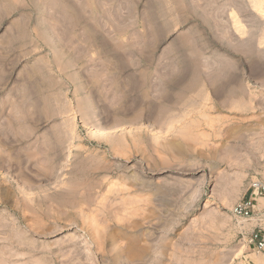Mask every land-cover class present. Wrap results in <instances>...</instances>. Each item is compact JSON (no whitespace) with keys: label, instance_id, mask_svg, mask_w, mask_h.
I'll list each match as a JSON object with an SVG mask.
<instances>
[{"label":"rangeland","instance_id":"374dc122","mask_svg":"<svg viewBox=\"0 0 264 264\" xmlns=\"http://www.w3.org/2000/svg\"><path fill=\"white\" fill-rule=\"evenodd\" d=\"M256 178L251 0H0V264H264L231 212Z\"/></svg>","mask_w":264,"mask_h":264},{"label":"bare ground","instance_id":"6f19581e","mask_svg":"<svg viewBox=\"0 0 264 264\" xmlns=\"http://www.w3.org/2000/svg\"><path fill=\"white\" fill-rule=\"evenodd\" d=\"M70 1H71V0H70ZM87 1H88V0H87ZM230 1H231V0H230ZM238 1H239V0H238ZM68 2H69V0H68ZM251 2H252V5H253V9H256V11H258V12L260 11V12H261V11L264 10V0H251ZM237 3H239V2H237ZM240 7H242V4H241ZM75 10H76V9H75ZM237 13L239 14V12H237ZM260 14H261V13H260ZM61 17H62V16H61ZM234 17H235V22H236V24H237V26H238L237 29H239V31H241L242 28H243V25H241L242 22H241V20L239 19V17L237 16V14H234ZM85 22H86V21H85ZM82 23H83V22H82ZM79 24H80V23H79ZM96 24H97V23H96ZM243 24H244V23H243ZM244 26H245V25H244ZM90 27H92V26H90ZM226 32H227V31H226ZM225 34H226V33H225ZM231 35H232V34H231ZM228 38H229V36H228ZM230 40H233V39L231 38ZM230 42H231V41H230ZM98 43H99V42H98ZM98 43H97V44H98ZM94 44H95V43H94ZM110 64H111V63H110ZM107 67H108V66H107ZM120 72H121V71H120ZM221 74H222V73H221ZM207 75H208V74H207ZM112 76H113V75H112ZM174 76H175V75H174ZM173 78H174V77H173ZM110 79H112V78H110ZM208 81H209V80H208ZM167 82H168V81H167ZM168 83H170V80H169ZM168 83H167V84H168ZM208 84H209V83H208ZM235 85H237V84H235ZM87 86H88V85H87ZM170 86H171V85H170ZM204 86H205L204 89L206 90V93H205V97H206V96H208V92H207L208 90L206 89L208 86H207V87H206V85H204ZM224 86H226L224 83L220 85V91H218V94H220V96H221V95H225ZM172 87L175 88L176 86H172ZM202 87H203V85H202ZM169 88H170V87H169ZM176 88H177V87H176ZM178 88H180V87H178ZM208 89H209V88H208ZM86 90H87V89H86ZM235 92H236V91H235ZM94 93H95V92H94ZM209 94H210V93H209ZM240 99H241V98H240ZM147 108H148V107H147ZM126 109H127V108H126ZM72 110H73V109H72ZM127 110H128V109H127ZM103 127H104V126H103ZM106 128H109V127L106 126ZM110 128H111V127H110ZM102 129H103V128H102ZM103 130H104V131H107V130H108V131H111L112 129H111V130H109V129H107V130L103 129ZM101 131H102V130H101ZM71 134H72V133H71ZM65 135H66V134H65ZM19 136H20V135H19ZM21 136H22V135H21ZM29 136H31V135H29ZM48 136H49V135H48ZM67 136H68V134H67ZM72 136H73V135H72ZM24 137H25V136L23 135V138H24ZM53 138H54V137H53ZM55 139H56V138H55ZM65 140H66V139H65ZM20 141H21V140H20ZM57 141H58V140H57ZM58 143H59V142H58ZM59 145H61V144H58V146H59ZM61 147H62V146H61ZM45 149H46V148H45ZM57 150H58V149H57ZM61 151H62V150H60V152H61ZM48 153H49V152H48ZM235 159H236V158H235ZM51 161H52V160H51ZM236 161H237V160H236ZM238 161H239V160H238ZM237 167H238V166H237ZM92 171H93V170H92ZM92 174H93V173H92ZM129 183H131V182H129ZM63 184H64V183H63ZM133 184H134V182H133ZM136 184H137V183H136ZM136 184H135V185H136ZM145 184H146V183H145ZM58 186H59V185H58ZM84 187H85V186H84ZM56 193H57V192H56ZM57 194H58V193H57ZM61 194H62V193L60 192V195H61ZM52 195H54V194H52ZM55 195H56V194H55ZM62 195H63V194H62ZM174 195H175V193H174ZM53 197H54V196H53ZM53 197H52V198H53ZM58 197L61 198L60 196H58ZM63 197H65V196L63 195ZM73 197H74V196H73ZM76 197H77V196H76ZM86 197H87V196H86ZM173 197H174V196H173ZM176 197H177V195H176ZM36 198H37V197H36ZM56 198H57V197H56ZM77 198H79V197H77ZM77 198H76V200H75L74 202L72 201V202L74 203V205H73L72 202H70V203L72 204V206H71V205H70V206L68 205V207H71L72 210H73L74 208H78V209L80 210V213H82L83 208H84L83 205H84V204L87 205V203H86L85 201H81L79 204H77V203L79 202V201L76 202V201H77ZM177 198H178V197H177ZM57 199H58V198H57ZM65 199H66V198H65ZM30 200H31V199H30ZM67 200L70 201L69 199H67ZM175 200H176V199H175ZM61 201H62V199H61ZM171 201H172V200H171ZM177 201H178V200H177ZM57 202H58V201H57ZM54 203H56V202H54ZM65 203H66V202H65ZM65 203H63V205H64ZM70 203H68V204H70ZM104 204H105V203H104ZM52 205H53V207H54V204H52ZM58 205H59V204H58ZM66 205H67V203H66ZM66 205H65V206H66ZM59 206H60V205H59ZM59 206H58V207H59ZM65 206H64V207H65ZM84 206H85V205H84ZM64 207L61 206V209L64 208ZM68 207H66V208H68ZM169 207H170V206H169ZM176 207H177V206L174 204V210H175V211L173 210L174 213H173V215L171 216L172 218L165 217V216H163L161 213H160V214L157 213V214H158V219L160 220V222H159V224H157V223L154 224V223L151 222L152 225L154 224V226H155L156 228H158L160 225L164 226L163 224H165V223L160 224L161 222H166V223H167V221H170V222L174 225V229H175V226L178 225V224H177V219H178V218H176V216H177V215H176ZM41 208H42V206H41ZM50 208H51V207H50ZM66 208H65V209H66ZM71 208H70V209H71ZM104 208H105V207H104ZM106 208H107V207H106ZM106 208H105V209H106ZM35 209H36V208H35ZM52 209H53V208H52ZM58 209H59V208H57V211L60 210V209H59V210H58ZM78 209H77V210H78ZM128 209H129V208H128ZM48 210H49V209H48ZM50 210H51V209H50ZM53 210H55V207H54ZM53 210H52V211H53ZM62 210H64V209H62ZM62 210H61V211H62ZM89 210H90V209H89ZM110 210H111V209H110ZM55 211H56V210H55ZM66 211H67V210H65L64 212H66ZM106 211H107V210H106ZM156 211H157V210H156ZM62 212H63V211H62ZM74 212H75V211H74ZM91 212H92V210H91ZM91 212H90V213H91ZM94 212H95V211H94ZM107 212H108V211H107ZM169 212H170V211H169ZM38 213H39V212H38ZM57 213L59 214V212H57ZM60 213H61V212H60ZM108 213H109V212H108ZM155 213H156V212H155ZM166 213H167V212H166ZM177 213H178V212H177ZM40 214H41V213H40ZM43 214H44V213H43ZM63 214H64V213H63ZM67 214H68V213H67ZM75 214H76V213H75ZM110 214H111V213H110ZM157 214H156V215H157ZM81 215H82V214H81ZM81 215H80V216H81ZM108 215H109V214H108ZM165 215H166V214H165ZM115 216H116V215H115ZM169 216H170V215H169ZM50 217H51V215H50ZM53 217H55V216H52V218H53ZM56 217H57V216H56ZM66 217H67V216H66ZM66 217H65V218H66ZM96 217H97V216H96ZM174 217H175V218H174ZM62 218H63V216H62ZM69 218H70V217H69ZM69 218H68V219H69ZM60 219H61V218H60ZM81 219H82V225H83L84 229H86V230L88 231V233H89L90 235H92V238L95 240V239L97 238V232L99 231V230L97 229V226L91 229V227H93V226H92L89 222H87V220H85L84 217H81ZM96 219H97V218H96ZM99 220H100V219H99ZM118 220H119V219H118ZM159 220H158V221H159ZM161 220H162V221H161ZM236 220H237V219H236ZM59 221H60V220H59ZM97 221H98V220H97ZM149 221H150V220H149ZM178 222H179V221H178ZM238 223H239L238 225H239L240 227H242V223H243V222H242L241 220H238ZM168 225H170L169 222H168ZM155 227H154V228H155ZM171 227H172V226H171ZM171 227H170V228H171ZM161 228H162V227H161ZM59 229H60V228H59ZM59 229H58V230H59ZM58 230H57V231H58ZM86 230H85V231H86ZM164 230H165V229H164ZM59 231H60V230H59ZM175 238H176V237H175ZM65 242H67V241H65ZM72 242H74V241H72ZM77 242H78V241H77ZM77 242H76V243H77ZM135 242H136V241L131 242V243H133L132 245H133V246H138L137 244L134 245ZM171 242H173V241H171ZM76 243H75V244H76ZM93 243H94V242H93ZM128 243H129V242H128ZM62 244H63V243H62ZM71 244H72V243H71ZM98 244H99V243H98ZM52 245H53V244H52ZM69 245H70V244H69ZM76 245H77V244H76ZM130 245H131V244H130ZM130 245H129V246H130ZM171 245H172V244H171ZM175 245H176V244H175ZM72 246H73V245H72ZM78 246H79V245H78ZM80 246H81V245H80ZM133 246H131V247H133ZM139 246H140V247H136V248L133 247V248H132L133 250L130 248V250H132V253L134 252L135 255H136V254L139 255V253L143 254V253L145 252V247H144V246H141L140 244H139ZM76 247H77V246H76ZM101 247H102V246H101ZM171 247H172V246H171ZM175 247H176V246H175ZM66 248H67V247H66ZM99 248H100V247H99ZM128 248H129V247H128ZM193 248H194V247H193ZM44 249L47 251L46 248H44ZM140 249H142L141 252H140ZM203 249H204V248H203ZM80 250H81V249H80ZM80 250H78V249L73 250V251L71 250V252H72V256H73V258H74L73 260H75L76 264H86V263H84L85 261L82 262L81 260H79V259H82V260L85 259V258L83 259L82 257L79 256V254H81V255L84 254V255H85V253L82 252V251H80ZM136 250H137V252H139V253H136ZM206 250H207V249H206ZM48 251H49V250H48ZM85 252H86V251H85ZM189 252H190V251H189ZM127 253H129V251H128ZM173 253H174V252H173ZM130 254H131V253H130ZM141 254H140V255H141ZM145 254H146V253H145ZM147 254H148V253H147ZM175 254H176V253H175ZM201 254H202V258L207 257V256L209 255V253L206 252V251H205L204 253L201 252ZM68 255H69V250H68ZM86 255H87V254H86ZM128 255H129V254H128ZM65 256H66V255H65ZM72 256L70 255V258H71ZM68 257H69V256H68ZM68 257H67V258H68ZM137 257H138V256H137ZM70 258H69V260H71ZM142 258H143V257H142ZM62 260H63V259H62ZM62 260H61V261H62ZM73 260H71L70 262L73 263V262H72ZM139 260H140V259H139ZM188 260H189V263H190V264L198 263V256H197V255H194V251L191 252V255L189 256V259H188ZM63 261H64V260H63ZM67 261H68V260H67ZM67 261H66V262H67ZM77 261H78V262H77ZM68 262H69V261H68ZM70 262H69V263H70ZM71 263H70V264H71Z\"/></svg>","mask_w":264,"mask_h":264},{"label":"built area","instance_id":"2783aa9c","mask_svg":"<svg viewBox=\"0 0 264 264\" xmlns=\"http://www.w3.org/2000/svg\"><path fill=\"white\" fill-rule=\"evenodd\" d=\"M249 196L232 209L235 219L241 220V234L249 248L264 252V179L256 178L249 187Z\"/></svg>","mask_w":264,"mask_h":264}]
</instances>
